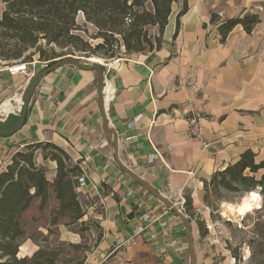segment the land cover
Instances as JSON below:
<instances>
[{
  "label": "crops",
  "instance_id": "0c3cea01",
  "mask_svg": "<svg viewBox=\"0 0 264 264\" xmlns=\"http://www.w3.org/2000/svg\"><path fill=\"white\" fill-rule=\"evenodd\" d=\"M186 3L176 33L182 2L172 3L159 48L104 62L93 58L103 69L104 113L116 133L119 159L188 219L181 197L193 212L206 209L203 181L213 172L248 149L255 162L264 161V0ZM212 12L218 22H210ZM244 13L257 14L259 22L250 32L235 25L221 42L219 22ZM10 65L0 61V118L18 109L20 91L39 71L31 63L27 74L10 73ZM97 80L95 70L70 64L44 75L23 126L0 137V170L18 146L52 142L86 176L77 190L92 200L87 208L101 228L96 264H188L181 218L115 161L112 136L102 130ZM192 111L202 116L201 139L187 135L184 116Z\"/></svg>",
  "mask_w": 264,
  "mask_h": 264
},
{
  "label": "trees",
  "instance_id": "16d2710c",
  "mask_svg": "<svg viewBox=\"0 0 264 264\" xmlns=\"http://www.w3.org/2000/svg\"><path fill=\"white\" fill-rule=\"evenodd\" d=\"M5 3L0 15V59L17 62L31 61L34 54L39 60L51 61L61 55L53 51L52 45L60 48L76 46L88 51L90 46L78 34L76 15L82 13L84 20L95 27L96 37L100 38L94 49L111 47L116 36L127 52H142L159 48L162 33L171 13L172 3L179 0H2ZM176 15L178 18L187 10L186 0ZM219 16L212 12L210 22H218ZM259 22L257 14L244 13L225 19L218 24L220 41L237 24L250 32ZM156 27L151 35L150 27ZM79 45V46H77ZM109 47V48H110ZM105 52L109 58H116L112 48ZM47 51H51L50 54ZM42 149V157L56 162V174L48 180L45 168L36 166L33 153ZM66 152L48 141L25 144V150L17 149L8 163L0 170V264H81L82 259H59L57 248L40 247L30 256H18L20 244L25 237L23 217L34 200L39 207L53 198L56 201L54 212L72 221L83 216L77 199L75 182L81 173L77 164L68 165ZM262 171L257 177L256 174ZM260 187L264 194V161L255 162L251 150H245L233 163L212 173L203 181L204 195L218 189L228 191H249ZM184 212L189 215L191 202L185 198ZM56 222V219L53 221ZM72 249L78 245L71 244ZM74 261V262H73Z\"/></svg>",
  "mask_w": 264,
  "mask_h": 264
},
{
  "label": "rangeland",
  "instance_id": "374dc122",
  "mask_svg": "<svg viewBox=\"0 0 264 264\" xmlns=\"http://www.w3.org/2000/svg\"><path fill=\"white\" fill-rule=\"evenodd\" d=\"M4 7L5 3L0 0V15ZM75 20L79 28L75 32L88 42L90 50H79L76 46L60 48L52 45L53 51L61 55L60 57L73 56L83 62H97L89 60L90 57H95L100 60L99 62H104V59H109L108 54L104 53L111 51V48L116 57L139 53L127 52L119 36H116V41L111 40L110 48L94 49V46L101 41L96 37L97 30L84 20L82 13H78ZM148 31L151 35H155L157 30L154 26L150 27ZM146 50H149L148 47L143 51ZM47 53L50 54L51 51H47ZM0 61L6 64L17 62L11 59H0ZM26 62L34 64L35 68L39 70L49 64L48 61L39 60L37 54L33 55L31 61ZM18 149L25 150V144L18 146ZM33 161L36 166L45 168L46 177L52 178L55 163L53 160L42 157V149L38 148L34 151ZM67 164L74 165L71 161ZM261 172L256 176L258 177ZM74 180L77 183V178ZM77 189L76 187L77 199L84 214L75 221L61 217L54 212L56 201L53 198H50L41 208L37 199L32 202L23 217L25 237L20 244L18 256H30L40 247L57 248L60 252L59 259H76L78 257V260L83 258L81 264L97 263L94 252L100 239L101 228L97 217L87 208L91 205L92 200L85 198ZM252 190H256L260 194V205L244 215H237L234 211L225 213L223 210L225 204L236 205L242 197L246 196L248 191L243 190L218 189L216 192L210 190L204 200L207 208L202 209L200 213L189 211L188 220L195 247L194 251L200 264H264V194L260 187H255ZM54 219H56L55 223ZM71 244L78 245V248L72 249ZM151 263L158 264L154 260H151ZM100 264H108V262L104 260Z\"/></svg>",
  "mask_w": 264,
  "mask_h": 264
},
{
  "label": "water",
  "instance_id": "95a60500",
  "mask_svg": "<svg viewBox=\"0 0 264 264\" xmlns=\"http://www.w3.org/2000/svg\"><path fill=\"white\" fill-rule=\"evenodd\" d=\"M48 65L44 66L41 70L32 73L22 90L20 91L21 105L16 111L7 112L2 118H0V137H8L18 131L24 124L25 116L27 113V108L29 101L33 95L34 90L38 87L41 79L48 72L56 69L61 65L70 64L76 66L80 69L95 70L97 72L98 80L96 84L97 91V106L99 108L102 117V130L112 136L113 140V156L117 165L133 180L138 182L143 188H145L152 196L157 198L162 202L168 209L176 213L183 221L186 228L188 253H189V264H196L193 240L191 236V228L186 215L182 212L180 208L176 206L172 201L167 199L160 192L156 191L154 188L149 186L145 181H143L138 175H136L131 169H129L118 157L117 148V137L113 128L109 126V122L104 113V99H103V69L98 62H83L79 58L73 56H64L48 61Z\"/></svg>",
  "mask_w": 264,
  "mask_h": 264
},
{
  "label": "built area",
  "instance_id": "2783aa9c",
  "mask_svg": "<svg viewBox=\"0 0 264 264\" xmlns=\"http://www.w3.org/2000/svg\"><path fill=\"white\" fill-rule=\"evenodd\" d=\"M27 62H15L8 66L10 73H22L27 74L28 70ZM184 120L187 123V135L191 138L201 139L202 137V116L197 111L189 112L184 116ZM208 144L204 142L203 146L206 147ZM86 184L85 174H79L77 176V188L83 187ZM180 203H184L183 197L180 199Z\"/></svg>",
  "mask_w": 264,
  "mask_h": 264
},
{
  "label": "bare ground",
  "instance_id": "6f19581e",
  "mask_svg": "<svg viewBox=\"0 0 264 264\" xmlns=\"http://www.w3.org/2000/svg\"><path fill=\"white\" fill-rule=\"evenodd\" d=\"M90 60L98 61L97 59L90 57ZM20 96V95H19ZM13 102V101H12ZM11 103L10 106L12 105ZM21 105L20 97L17 99L16 106L19 108ZM259 198L260 194L256 190H249L246 196L241 198V201L236 205H227L228 210L231 212L234 211L237 215H244L245 213L249 212L254 208L259 207Z\"/></svg>",
  "mask_w": 264,
  "mask_h": 264
}]
</instances>
